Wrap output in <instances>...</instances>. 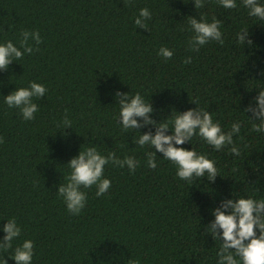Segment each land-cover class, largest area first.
<instances>
[{"label":"trees","instance_id":"trees-1","mask_svg":"<svg viewBox=\"0 0 264 264\" xmlns=\"http://www.w3.org/2000/svg\"><path fill=\"white\" fill-rule=\"evenodd\" d=\"M236 4L206 0L196 10L194 0H0V44L19 48L23 31L41 37L39 45L29 40L38 50L0 70V239L9 219L21 229L11 249L0 248V264H15L9 257L24 240L34 244L31 264H216L220 242L204 231L213 210L226 199H264V134L251 131L244 112L264 90V21L249 16L242 0ZM141 8L152 14L147 30L134 23ZM201 15L222 21L224 43L189 51L188 17ZM243 30L251 46L236 42ZM161 47L172 50L171 59L158 55ZM31 82L47 91L32 98L38 111L26 121L4 97ZM117 92L139 93L157 123L194 108L211 113L225 132L239 122L233 141L240 155L193 137L177 147L214 161V181L180 180L158 152L157 167L149 168L146 153L155 149L135 141L156 129L123 131ZM65 117L71 128L63 129ZM87 147L139 166L130 173L105 165L111 187L99 197L96 186L82 188L85 207L72 215L56 190L67 182L68 161Z\"/></svg>","mask_w":264,"mask_h":264},{"label":"clouds","instance_id":"clouds-1","mask_svg":"<svg viewBox=\"0 0 264 264\" xmlns=\"http://www.w3.org/2000/svg\"><path fill=\"white\" fill-rule=\"evenodd\" d=\"M206 0H194L195 9L205 6ZM218 5L225 9H235L236 0H217ZM243 7L248 9V15L264 21V5L259 0H242ZM151 12L148 8H141L134 23L137 27L148 28L146 21L151 19ZM222 21L216 17L211 22H207L204 16L200 19L188 17L189 29L193 35L188 40L189 51L199 52L200 48L210 41L223 45L222 32L220 31ZM248 30H243L236 34V42L243 46L252 45L248 39ZM35 45L41 43L38 31L21 33L20 47H16L11 41L0 44V70H8L9 65L20 60L25 54L31 55L34 50L29 40ZM23 49V51H21ZM158 55L165 60L171 59L172 50L161 47ZM185 64L191 63V57L185 58ZM47 89L39 83L31 82L27 88H16L4 97V103L9 108L20 110L22 118L26 121L33 120L34 113L38 111L37 105L32 102V98L45 96ZM119 115L118 120L123 131L137 130L145 125L155 127V134L150 132L139 135L135 141L140 147L151 146L155 151L146 153L147 166L151 169L157 167L156 153H161L163 159L170 161L176 166V176L183 181L192 182L194 179L206 177L209 182L219 176L215 162L208 159L205 154H198L194 149L186 150L183 145L190 143L193 137H199L212 149L220 151L229 147V152L234 156L240 155V149L235 145L233 136H239L241 124L234 122L229 131L222 130L220 123L214 122L211 113L203 109H189L182 113L176 112L171 119H165L157 123L150 118L153 108L150 102H145L144 98L136 93L129 96L128 93L117 92ZM254 103L244 109V112L251 113L248 116L252 121L251 131L264 134V90H260L254 98ZM195 104V102H193ZM137 118H141L142 123H138ZM63 129L71 128V121L64 118ZM171 125V127H170ZM171 130V135L165 134ZM3 143V138H0ZM111 163L114 166L124 168L127 166L130 173H134L139 166V161L132 157L124 159L117 158L114 152L107 156L101 155L96 147H87L79 151L78 155L70 159L67 163L71 170L66 177V183L60 184L57 194L63 198L67 211L72 215H78L85 207L87 196L81 189L96 186V196H102L111 187L109 179H103L105 165ZM214 221L205 227V234L220 242V247L216 253L218 259L216 264H264V199L253 197L226 199L223 200L219 208L213 210ZM5 233L0 239V248L7 251L12 248L14 239L20 236L21 229L16 220L9 219L2 227ZM34 244L31 240H24L23 243L14 249L13 255L9 257L15 264H31L33 258ZM3 264L7 260L3 258ZM131 264H138L132 261Z\"/></svg>","mask_w":264,"mask_h":264}]
</instances>
